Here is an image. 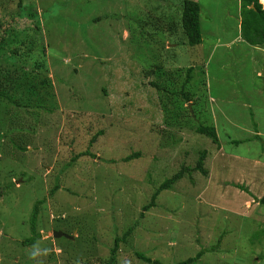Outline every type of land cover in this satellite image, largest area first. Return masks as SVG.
<instances>
[{
  "label": "rangeland",
  "instance_id": "1",
  "mask_svg": "<svg viewBox=\"0 0 264 264\" xmlns=\"http://www.w3.org/2000/svg\"><path fill=\"white\" fill-rule=\"evenodd\" d=\"M184 1L39 0L36 24L15 16L32 42L5 53L26 65L44 63L51 87L47 81L30 106L0 110L1 133H8L0 139V187L14 184L0 194V264H104L115 237L131 227L115 264H146L136 252L176 264L202 250L191 264H264V45L240 38L239 0H192L200 6L202 43L189 46ZM18 2L0 0L5 24ZM36 45L44 47L32 54ZM162 49L195 67L184 90L193 99L169 96L162 107L175 99L191 108L189 117L185 110L177 115L190 121L201 99L208 109L196 121L215 127L218 145L166 126L160 105L144 116L165 98L150 86L155 76L145 75L173 55ZM86 150L94 157L80 155ZM202 151L206 175H184L143 212L159 185L194 167ZM63 164L70 166L61 171ZM54 186L59 190L49 196ZM39 201L37 230L72 239L41 237L22 246Z\"/></svg>",
  "mask_w": 264,
  "mask_h": 264
},
{
  "label": "trees",
  "instance_id": "2",
  "mask_svg": "<svg viewBox=\"0 0 264 264\" xmlns=\"http://www.w3.org/2000/svg\"><path fill=\"white\" fill-rule=\"evenodd\" d=\"M37 1L39 2V0H19L17 5V9H18L17 12L12 11L9 13V18L10 17L12 18V21L10 23L5 24L0 18V103L3 104L0 110L3 109V106L5 108H9V106L12 105L18 107L30 106L34 103L36 99L38 100L39 98H41L40 95H42L47 89V81L49 82V88L51 87L50 78L47 74L48 72L45 70L46 66H44V63H41V61H37L35 64L26 65L24 63V60L17 58L18 54L15 56L11 53V51L5 53V51L9 49L8 48L9 45L17 44L19 46L20 45L28 46V42L29 43L32 42L31 40H27L23 35V31L20 29L22 27L18 26L16 17L17 18L26 17L31 21L29 24L31 25L36 24L38 21V16L35 10ZM239 1H240L239 4H240V15H241L240 38L250 46H258V47L263 46L264 45V8L262 7V5L259 4L258 0H239ZM262 3L264 4V0H262ZM182 7L183 8H181L182 12L180 14V20H181L182 30L187 39V44L191 47L200 45L202 43V35L200 28V6L195 1L185 0ZM125 19L129 21L127 19V16L125 17ZM39 46L40 45L35 46L32 54L39 53L40 50L43 49L44 47L43 46L40 48ZM162 51L164 50L162 49ZM29 53L30 51H28L27 56H29ZM165 54L166 55L173 54V55L167 56L168 58L166 60L162 59L161 64L157 62V64L154 65L155 66L154 68L150 66L149 70L151 73L149 72L145 73L146 76H149L150 74H152V76H155V80L152 79L153 81L150 82V86L154 88L157 93L161 92V96L165 93L164 94L165 98L161 100L160 102L161 104H156L155 102V104L151 105V108H147V109L145 108L144 116L145 115L149 116V114H152L153 107L159 108V105L162 107L164 105V102L169 103V101L167 100L169 96L177 97V100L178 97L184 98V100H186L185 102H188L189 99H193L194 95L187 94L184 92V90H187V88L190 89L191 82L192 83L194 82L193 73L195 71V67L187 66L186 64H179V62L176 61L177 60L176 52L175 51L173 52V50L171 49L170 51H166ZM152 55L155 54L152 53ZM200 75H201V80L200 81L197 80L198 85L204 82L202 73ZM31 78L37 81L33 82L31 81ZM148 78L150 80V76ZM180 80H184V82L181 85V88L176 91L170 90L171 87L177 88L176 85ZM53 94L54 93H52L51 96H53ZM170 102H171L170 107L169 104H168V108L162 107V109L164 110V120H166L164 122L166 126L189 128V130L194 131V135L196 137H199L198 136L199 134L202 136L204 135L208 139H210L213 144L215 145L219 144L215 132V127L213 125H207L204 122L196 121V119H198L197 115L200 116L197 113L201 112L202 110L208 109L207 107L206 109L205 108L202 109V106H204V104L202 103L201 99H200L201 103L197 101L194 102L195 105H193L192 109H193V115H195L196 118L192 116V119L190 121L188 118L187 119L179 118L177 116L180 115L183 112V110H185V113H187L189 117L191 111L189 110L188 107H184L182 103H179V101L177 102L175 99ZM35 105L39 107V104L35 103ZM194 108H199V111L198 112L195 111ZM44 110H46V108ZM5 116L6 117L8 116L7 109L5 112ZM141 121L143 124V120L138 119L139 127L141 126ZM2 129L4 131L3 127ZM1 132L2 131L0 130V139L4 138L5 134H8V133L2 134ZM102 133L103 131H99L96 134L99 136L102 135ZM96 139H97L96 136H94L91 139V141H94ZM80 155L94 157V154L90 153L89 150H86ZM205 157H206V151L199 152V157L194 167L192 168L181 167V169L177 173H175L171 178L166 179L162 184H160L159 187L152 194L149 203L144 206L143 212H146L150 208L155 207L157 201L156 199L158 198L159 194L164 190H168V189L171 190L172 186L175 185V183H177L179 180H181L184 175L186 174L191 175L192 172H200L202 175H206L207 172L204 169ZM129 160H131V158L126 157L123 159V161H129ZM72 161H74V159ZM58 162L60 163V161ZM64 165L66 164H63V166H61V171L66 170L70 166V165L68 166H64ZM20 176H24V173L21 172ZM13 186H14L13 183H8L5 187L4 186L0 187V194H2L3 190L5 193V188L7 190H11ZM57 190H59V188L54 186V188L50 190L49 196H53L54 192H56ZM258 203L264 207V196L261 199H259ZM40 204L41 201L37 202L32 210L29 221L30 237L22 241L23 247H26L27 245L30 246L34 245L37 242V240L41 238V234L36 228L37 210H38V205ZM142 217H143V213L141 212L140 218ZM131 232H132V227L128 229L122 235V237H115L113 246L110 249L111 258L108 259V261H106L104 264H115L116 256L114 255L118 250L119 244L120 242H125L127 237L131 234ZM67 242L69 243V241ZM202 251L198 252L195 258H190L176 264H191L192 262L198 260L202 256L203 254ZM135 255L139 260H142V262L146 264H163L158 260H152L151 258H148L138 252H136Z\"/></svg>",
  "mask_w": 264,
  "mask_h": 264
},
{
  "label": "water",
  "instance_id": "3",
  "mask_svg": "<svg viewBox=\"0 0 264 264\" xmlns=\"http://www.w3.org/2000/svg\"><path fill=\"white\" fill-rule=\"evenodd\" d=\"M189 109H190V107H189ZM49 236H52L53 238L64 237L67 239H72V236L66 235V234H64L62 232H58V231L52 232L51 235H49V233H42V237H49Z\"/></svg>",
  "mask_w": 264,
  "mask_h": 264
},
{
  "label": "clouds",
  "instance_id": "4",
  "mask_svg": "<svg viewBox=\"0 0 264 264\" xmlns=\"http://www.w3.org/2000/svg\"><path fill=\"white\" fill-rule=\"evenodd\" d=\"M260 4V3H259ZM261 5V4H260ZM241 23V22H240ZM243 41V40H242ZM107 97V96H106ZM189 108V107H188ZM190 111H191V108L189 109ZM109 111L111 112V114L114 116V114L115 113H117L115 110H113L112 108L111 109H109ZM102 114H103V116L105 117V118H108L109 116H110V113L108 114V112H106V111H102ZM118 122H120V121H118ZM117 122V124H119ZM116 124V123H115ZM217 135V134H216ZM55 232V231H54ZM41 234V233H40ZM50 234V233H49ZM52 234V233H51ZM50 234V235H51ZM41 237H42V234H41ZM49 237H52V236H49ZM43 238H48V237H43ZM53 238V237H52ZM62 238H64V237H60V238H53V239H62ZM64 239H67V238H64ZM69 240V239H68ZM179 263V262H178Z\"/></svg>",
  "mask_w": 264,
  "mask_h": 264
}]
</instances>
